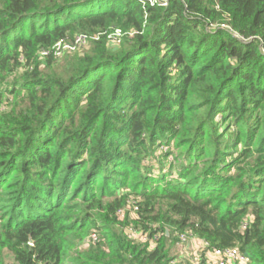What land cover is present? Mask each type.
<instances>
[{
	"label": "trees",
	"instance_id": "1",
	"mask_svg": "<svg viewBox=\"0 0 264 264\" xmlns=\"http://www.w3.org/2000/svg\"><path fill=\"white\" fill-rule=\"evenodd\" d=\"M183 234L264 264V0H0V264H171Z\"/></svg>",
	"mask_w": 264,
	"mask_h": 264
},
{
	"label": "rangeland",
	"instance_id": "2",
	"mask_svg": "<svg viewBox=\"0 0 264 264\" xmlns=\"http://www.w3.org/2000/svg\"><path fill=\"white\" fill-rule=\"evenodd\" d=\"M119 37H122V34L119 30H116L114 32V34L112 35L113 39H110V43L112 45H114V47L116 46L115 44H116V42H118ZM93 39H95V37L94 38H87V40H85V42L82 44V46L76 47L74 50L64 49L63 46H61L60 48H57L58 54H57V59H56L55 65L56 66L62 65L65 62L64 58L66 56H69L71 58V56H75V55H77L83 51L86 52L87 50L91 49L93 42L96 40V39L95 40H93ZM67 43H70V42H67ZM40 67L43 68L42 65ZM129 201H131V203H129L130 205H128L126 207V209L121 211V216L119 217L118 223L116 225V231L121 232L124 235L127 234V236L129 234L128 233L129 230L134 226V222L137 221L138 219H140V217L137 216L135 213V209H134L135 202L131 196L129 198ZM188 241H189V239H188ZM92 242L93 241L90 240V238L88 237L85 239L84 244L83 245L81 244L80 248L84 250ZM191 245H192V242H190V241L187 242V244H185V245H181L180 243H177L175 245H170V247H169L170 255L173 258L170 263L171 264H191L189 257H191L192 253H194V251H193L194 248H191L190 247ZM4 263L5 264H13L14 263L11 255H7V254L4 255Z\"/></svg>",
	"mask_w": 264,
	"mask_h": 264
},
{
	"label": "built area",
	"instance_id": "3",
	"mask_svg": "<svg viewBox=\"0 0 264 264\" xmlns=\"http://www.w3.org/2000/svg\"><path fill=\"white\" fill-rule=\"evenodd\" d=\"M95 37V36H94ZM88 37L86 35H79L74 38L73 42L63 44V42H59L55 47L57 52V48L63 46L64 49L74 50L76 47L82 46V44L87 40ZM120 38V37H119ZM97 40V37H95ZM93 39V40H95ZM95 40V41H96ZM58 54V53H57ZM129 238L137 239L139 242H147L149 241L148 236L143 233H136L132 228L128 232ZM193 238V239H192ZM157 235L153 236L150 241H156ZM194 241L196 238L191 237L190 235L183 234L179 236V243L181 245L187 244L188 241ZM90 240L96 242L97 236L95 234H91ZM198 240V239H196ZM199 241V247L196 250H193L190 258L191 264H246L247 258L239 253L237 249H217L210 247L207 243Z\"/></svg>",
	"mask_w": 264,
	"mask_h": 264
},
{
	"label": "crops",
	"instance_id": "4",
	"mask_svg": "<svg viewBox=\"0 0 264 264\" xmlns=\"http://www.w3.org/2000/svg\"><path fill=\"white\" fill-rule=\"evenodd\" d=\"M191 242H192V245L190 247L196 250L199 247V241L195 239L194 241H191Z\"/></svg>",
	"mask_w": 264,
	"mask_h": 264
}]
</instances>
